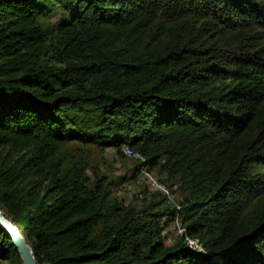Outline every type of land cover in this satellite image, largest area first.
<instances>
[{
    "label": "trees",
    "instance_id": "trees-1",
    "mask_svg": "<svg viewBox=\"0 0 264 264\" xmlns=\"http://www.w3.org/2000/svg\"><path fill=\"white\" fill-rule=\"evenodd\" d=\"M60 2L53 27L0 0V206L37 264H264V0ZM71 142L143 154L204 252L164 241L158 192L110 199ZM0 248L21 264L1 228Z\"/></svg>",
    "mask_w": 264,
    "mask_h": 264
},
{
    "label": "rangeland",
    "instance_id": "rangeland-1",
    "mask_svg": "<svg viewBox=\"0 0 264 264\" xmlns=\"http://www.w3.org/2000/svg\"><path fill=\"white\" fill-rule=\"evenodd\" d=\"M41 2H43L45 7L51 11L42 20L43 23L48 24L49 26L54 27L58 22L68 21L76 13L74 3L61 4V2L59 3V0H41ZM134 151H137L144 158V163H140L141 161L139 162L134 158L127 157L122 154L120 150L118 152L112 147L100 149L94 146L79 145L74 142L67 143L63 147L64 158L69 163L72 161H82L86 163L88 166L87 173L91 177L95 175V172H97V175H105L104 184L107 186L106 183H110L107 186L110 199H115V201L123 206L135 204L136 207H140L143 204V199L134 202H127L125 200L127 192L124 190V183L129 181L131 189L134 191L143 189L145 192V201L151 199L152 192L154 191L148 190L145 183L141 182L142 179L138 175L137 170L136 172L134 171L135 165H146L145 156L138 150ZM153 171L160 180H165L164 173H161L158 169H153ZM121 177H124L125 180ZM178 192L181 202L186 198H189V194L182 189L178 188ZM201 247L203 248V245ZM1 254L2 249L0 248V264H10L9 260L2 258Z\"/></svg>",
    "mask_w": 264,
    "mask_h": 264
},
{
    "label": "built area",
    "instance_id": "built-area-1",
    "mask_svg": "<svg viewBox=\"0 0 264 264\" xmlns=\"http://www.w3.org/2000/svg\"><path fill=\"white\" fill-rule=\"evenodd\" d=\"M122 154L127 157L134 158L140 163H144V158L137 152L131 149L127 145H123L120 148ZM138 175L141 177L142 181L146 185V188L151 191H156L164 197L165 203L170 206L173 210V215L168 218V216H162L160 219L161 226V236L164 241L168 244L175 243L179 238L184 237V242H186L187 247L195 254H201L204 252L202 245L198 243L197 240L190 239L185 234V228L182 223L181 217V200L179 199L177 183H165L156 176L154 171L149 168L148 165H138L137 167ZM124 190L126 193L125 200L127 202H134L141 200L145 192L143 189L132 190L129 181L124 183Z\"/></svg>",
    "mask_w": 264,
    "mask_h": 264
},
{
    "label": "water",
    "instance_id": "water-1",
    "mask_svg": "<svg viewBox=\"0 0 264 264\" xmlns=\"http://www.w3.org/2000/svg\"><path fill=\"white\" fill-rule=\"evenodd\" d=\"M0 228L17 249L21 264H37L33 250L12 219L4 214L0 206Z\"/></svg>",
    "mask_w": 264,
    "mask_h": 264
},
{
    "label": "bare ground",
    "instance_id": "bare-ground-1",
    "mask_svg": "<svg viewBox=\"0 0 264 264\" xmlns=\"http://www.w3.org/2000/svg\"><path fill=\"white\" fill-rule=\"evenodd\" d=\"M2 210H3V209H2ZM3 212H4V214H6L4 210H3ZM6 215H7V214H6ZM182 238L184 239V237H182Z\"/></svg>",
    "mask_w": 264,
    "mask_h": 264
}]
</instances>
